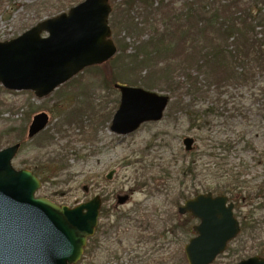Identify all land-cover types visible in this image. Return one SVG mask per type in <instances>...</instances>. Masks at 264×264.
Masks as SVG:
<instances>
[{
	"label": "rangeland",
	"instance_id": "rangeland-1",
	"mask_svg": "<svg viewBox=\"0 0 264 264\" xmlns=\"http://www.w3.org/2000/svg\"><path fill=\"white\" fill-rule=\"evenodd\" d=\"M123 1L108 0L112 8L111 39L117 48L109 62L85 69L41 100L30 92L7 91L0 86V132L5 133L0 135V148L20 146L12 164L15 169L37 174L41 187L36 197L69 208L94 196L101 197L95 233L97 244L88 242L76 264H146L144 260L157 257L167 258L169 264H186L184 258L181 262V252L188 237L181 230L184 225L190 229L194 222L181 221L177 207L195 196V192L234 194L235 189L242 200L234 215L242 219L245 229L212 264H236L255 254L264 257V95L258 92L259 78L256 85L230 83L219 90L213 77L206 94L195 98L194 110L198 116L193 124L182 110L187 102L184 96L176 99L177 104L170 99L160 122L144 124L126 137L112 134L109 122L119 100L113 84L146 89V66L125 73L132 68L126 56L134 54L138 42H146L149 37L146 26L155 22L139 11L141 6L136 3L139 0H127L133 9L130 14H126ZM229 1L241 6H254L256 2L264 6V0L215 2L229 4ZM5 2L0 0V42L13 39L40 20L69 9L68 6L59 9L56 0H16L20 7L7 14ZM166 3L173 13L184 12L191 1L164 0L163 5ZM127 22L138 27L135 32L140 39L126 38ZM251 24H257L255 19ZM254 33V39L264 40V22ZM176 55L180 64L187 56L181 50ZM193 75L198 76L201 85L206 84L207 79L202 75L195 72ZM151 91L168 95L156 89ZM179 100L183 101L181 105ZM206 106L211 108L207 117L203 116ZM237 108L241 114L235 111ZM38 113L47 114L49 121L44 130L29 140L27 127ZM184 137L195 141L192 154L183 151ZM222 141H228L226 146L221 145ZM150 159L154 161L148 165ZM166 166L187 174L185 179H173L168 193L157 194L151 190V179L157 169L146 168ZM111 170L115 174L111 181H106L104 176ZM82 186L87 187V193ZM123 195H128L129 200L117 205L116 199ZM177 221H181L182 227L174 233ZM160 235H183L181 252L174 244L166 246L169 240ZM160 246L162 252L155 253Z\"/></svg>",
	"mask_w": 264,
	"mask_h": 264
},
{
	"label": "water",
	"instance_id": "water-1",
	"mask_svg": "<svg viewBox=\"0 0 264 264\" xmlns=\"http://www.w3.org/2000/svg\"><path fill=\"white\" fill-rule=\"evenodd\" d=\"M108 0H84L67 13L44 19L9 41L0 42V85L9 91H30L37 99L51 94L83 69L100 65L116 53L110 40ZM43 35V36H42ZM119 105L110 131L128 135L147 122H158L168 97L137 87L114 85ZM48 116L32 118L27 138L44 129ZM193 139L182 140L184 151L193 150ZM19 145L0 150V264H76L97 225L98 197L73 209L34 199L40 183L29 171H16L11 160ZM110 171L106 180H111ZM87 191V187H82ZM117 198V204L127 201ZM226 198L198 195L177 212L189 214L199 224L196 235L184 246L187 264H211L239 233L232 206ZM85 211V212H83ZM237 264H264L252 257Z\"/></svg>",
	"mask_w": 264,
	"mask_h": 264
},
{
	"label": "trees",
	"instance_id": "trees-1",
	"mask_svg": "<svg viewBox=\"0 0 264 264\" xmlns=\"http://www.w3.org/2000/svg\"><path fill=\"white\" fill-rule=\"evenodd\" d=\"M80 1L82 0H56L59 9H65L67 6L70 8ZM190 1L191 4L184 12L179 10L173 13L169 12L168 3L163 5L164 0L136 1L139 7L141 6L139 11L145 12L146 17L149 16V19L155 22L150 23V27L146 26L149 33L146 42H138V46L134 48V54L126 56L129 59V67L132 68H126L127 71L124 72H135L133 70H138V67L145 65L146 89L165 92L170 95V99H174L176 104L177 98L187 96V102L184 103L182 110L186 112L190 124H193L198 116V111L194 110L195 98L206 94V89H209L213 77L216 79L214 86L219 90L230 83L244 86L256 85V80L259 78L258 92L264 95V82L262 81L264 78V40L254 39V29L264 22V6L260 7L257 2L254 6H241L236 1H229V4L216 3L217 0ZM15 2L16 0H6L4 12L7 14L15 12L20 7ZM122 5L125 7L126 14H130L133 10L130 1L124 0ZM253 19L257 22L254 26L251 24ZM156 21L160 23L156 24ZM137 28L133 22H127L124 27L126 38L134 36L140 39L138 33L135 32ZM231 39L233 41L229 42ZM121 48L119 46L118 51ZM178 49L184 55L187 54L182 64L178 62L176 55ZM238 68L241 70L238 71ZM193 72L207 79L206 84L201 85L198 76H194ZM182 102L179 100L178 105ZM236 111L240 113V109ZM210 112L211 108L206 106L203 116L207 117ZM243 118L247 119L245 115ZM1 134L5 133L0 132ZM227 143L228 141H222L221 145L226 146ZM149 161L148 165L154 159ZM189 167L190 165L186 170ZM146 169H157L156 176L152 179L150 177L151 185H153L151 190L157 194L168 193L172 189L170 182L173 179L175 181L178 178L185 179L187 174V171L182 169L176 171L170 166ZM33 173L37 176L35 172ZM148 180L146 178V186L149 184ZM185 220L191 222L188 217L181 219L184 223ZM179 226L182 227V223ZM242 227L245 229L244 224ZM252 228L254 227L251 226ZM138 231L142 233V230L138 229ZM181 231L188 235L190 232L188 225H184ZM175 232L178 233L176 230ZM96 237L97 235L91 239V242L95 241L97 244Z\"/></svg>",
	"mask_w": 264,
	"mask_h": 264
},
{
	"label": "flooded vegetation",
	"instance_id": "flooded-vegetation-1",
	"mask_svg": "<svg viewBox=\"0 0 264 264\" xmlns=\"http://www.w3.org/2000/svg\"><path fill=\"white\" fill-rule=\"evenodd\" d=\"M232 191H230V192H228V193H223V192H221V193H219V194H215L214 196H218V195H222V196H225L226 198H227V205H232V211H233V214H234V212H235V209H236V206H237V204L242 200V199H240V197H239V193L236 195V190H234V194H232L231 193ZM100 197V196H99ZM101 198V197H100ZM101 202H102V199H101ZM102 207V206H101ZM101 211V210H100ZM235 216V215H234ZM236 217V216H235ZM238 220L240 219V218H238V217H236ZM181 220V219H180ZM241 221H242V219H241ZM180 223H181V221L180 222H178L177 221V224H178V226L176 225V227H175V229H176V231L177 232H179L180 230H181V227L179 226L180 225ZM239 223H240V220H239ZM160 236H162L161 238H163V239H165V240H169V241H167L166 242V246H169V245H172V244H174V246H178V247H180V252H181V245H182V237H183V235H160ZM159 236V237H160ZM188 237L187 238V241L190 239V238H192L194 235H185V237ZM181 237V238H180ZM180 238V239H179ZM236 240V239H235ZM235 240H233L232 242H230L228 245H227V247L229 246V245H231L233 242H235ZM187 241H186V243H187ZM162 246V245H161ZM161 246H160V248L155 252V253H159V252H162V251H160V250H162V248H161ZM184 247V246H183ZM183 247H182V252H181V262H182V260H183ZM164 254H167V252H165ZM155 258V257H154ZM144 262L146 263V264H169V262H167V258H163V257H157V258H155V259H151V258H148V259H146V260H144Z\"/></svg>",
	"mask_w": 264,
	"mask_h": 264
}]
</instances>
